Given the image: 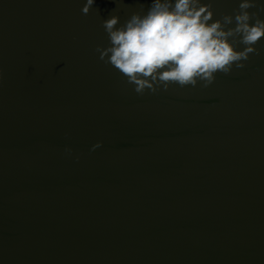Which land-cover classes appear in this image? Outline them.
I'll return each mask as SVG.
<instances>
[{"label":"water","instance_id":"1","mask_svg":"<svg viewBox=\"0 0 264 264\" xmlns=\"http://www.w3.org/2000/svg\"><path fill=\"white\" fill-rule=\"evenodd\" d=\"M86 2L0 0V264H264V37L138 94L95 48L152 0Z\"/></svg>","mask_w":264,"mask_h":264},{"label":"clouds","instance_id":"2","mask_svg":"<svg viewBox=\"0 0 264 264\" xmlns=\"http://www.w3.org/2000/svg\"><path fill=\"white\" fill-rule=\"evenodd\" d=\"M93 3L87 0L82 13L87 14ZM255 7V0H240L232 14L213 20L211 3L152 0L147 11L132 12L123 23L115 14L103 19L109 46L98 45L95 51L138 94L145 89L155 93L161 86L166 90L171 84L195 87L198 80L207 87L215 73L228 74L233 65L243 68L242 61L256 52L254 45L264 37V20L248 11ZM239 45L243 49L238 51ZM100 146L97 142L91 150Z\"/></svg>","mask_w":264,"mask_h":264}]
</instances>
